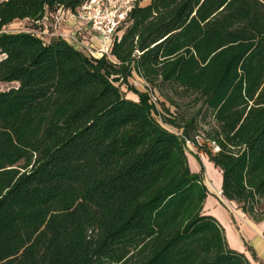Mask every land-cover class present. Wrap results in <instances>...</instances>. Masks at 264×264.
<instances>
[{
    "label": "trees",
    "instance_id": "trees-1",
    "mask_svg": "<svg viewBox=\"0 0 264 264\" xmlns=\"http://www.w3.org/2000/svg\"><path fill=\"white\" fill-rule=\"evenodd\" d=\"M86 1L0 0V264H250L199 156L264 221V0H134L109 56L4 31Z\"/></svg>",
    "mask_w": 264,
    "mask_h": 264
},
{
    "label": "crops",
    "instance_id": "crops-1",
    "mask_svg": "<svg viewBox=\"0 0 264 264\" xmlns=\"http://www.w3.org/2000/svg\"><path fill=\"white\" fill-rule=\"evenodd\" d=\"M53 16H59L58 31L62 34H74L83 44L93 43L97 45L98 40L86 23L78 20L75 14L67 10L58 9ZM39 24L44 33L52 30V20L44 18ZM48 38L50 36L46 35ZM130 99L136 100L132 95ZM195 153L187 154V161L192 172L197 173L200 164L196 159ZM200 161L204 165L205 174L204 184L208 194L203 202V212L217 220L224 231V236L228 248L242 253L250 264H264V221L254 220L234 201H230L222 196L221 176L213 165L208 162L205 155H200ZM207 158L206 161L203 159ZM210 178V179H209ZM214 185H211V180Z\"/></svg>",
    "mask_w": 264,
    "mask_h": 264
},
{
    "label": "built area",
    "instance_id": "built-area-1",
    "mask_svg": "<svg viewBox=\"0 0 264 264\" xmlns=\"http://www.w3.org/2000/svg\"><path fill=\"white\" fill-rule=\"evenodd\" d=\"M134 0H88L77 11L75 17L86 23L89 29L95 33L98 40L97 45L93 43L83 44L74 34H62L58 31L59 16H54L52 20V30L44 33L38 31L39 35L61 37L67 40L75 48L85 51L88 54L99 57L109 56V49L117 29L125 22L128 11ZM155 101V97H153ZM198 139V137H196ZM191 145L187 141V146ZM192 146V145H191ZM218 150V147H215ZM221 193V192H220Z\"/></svg>",
    "mask_w": 264,
    "mask_h": 264
},
{
    "label": "rangeland",
    "instance_id": "rangeland-1",
    "mask_svg": "<svg viewBox=\"0 0 264 264\" xmlns=\"http://www.w3.org/2000/svg\"><path fill=\"white\" fill-rule=\"evenodd\" d=\"M148 1H149V0H144L142 3L145 4V3H147ZM79 10H80V9H79ZM79 10H78V11H79ZM42 27H43L42 24H39V26H38V25L36 26V25H34L32 22H30V21L23 20V21H15V22L9 24L8 26H6V27L4 28V31H8V32H16V31H36V32H38L39 30H42V29H41ZM41 36L47 38L46 35H41ZM129 83L132 84L133 86H135V87H136L137 89H139V90H144V84H143L142 80L139 79L138 77L133 76V77L129 78ZM10 85H12V84H2V85H1V88H2V89H6V88H8ZM120 88H121V90L125 93L126 97L130 98V97L133 95L131 92L126 91V87H125L124 85H121ZM156 106H157L158 110H161V106H160V104H159V101H156ZM157 118L159 119L158 116H157ZM162 124H163V126H164L165 128L169 129L170 131L175 132V133L178 132L175 128L170 127V126H168V125H166V124H164V123H162ZM195 152H196V150L193 148V146H191V145H188V146H187V149H186V155H187V154H190V153H195ZM203 160L206 161L207 158L204 157ZM207 161L210 162V163L213 165V167H214L215 170L217 171V175L220 174V176H221V172H220L219 168L216 167L215 164H214L212 161H210L209 159H208ZM201 164H202V166H203L202 175H203V174H204V175H207V174H205L206 172H205V170H204V165H203L202 161H201ZM200 169H201V168H199V171H198V172H200ZM198 172H197V173H198ZM194 173H195V172H194ZM204 175H203V178H204ZM209 179H210V178H209ZM210 181H211V182H210L211 185H214V184H213L214 181L212 182V179H211ZM203 214H204V215H208V214H206V213H204V212H203Z\"/></svg>",
    "mask_w": 264,
    "mask_h": 264
}]
</instances>
